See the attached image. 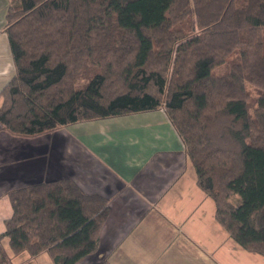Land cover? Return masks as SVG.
I'll return each mask as SVG.
<instances>
[{"label": "trees", "instance_id": "1", "mask_svg": "<svg viewBox=\"0 0 264 264\" xmlns=\"http://www.w3.org/2000/svg\"><path fill=\"white\" fill-rule=\"evenodd\" d=\"M6 18L7 129L35 135L165 107L217 220L264 255V0H9ZM8 195L0 264H14L6 236L15 253L46 251L55 264L97 251L108 197L72 177Z\"/></svg>", "mask_w": 264, "mask_h": 264}, {"label": "crops", "instance_id": "2", "mask_svg": "<svg viewBox=\"0 0 264 264\" xmlns=\"http://www.w3.org/2000/svg\"><path fill=\"white\" fill-rule=\"evenodd\" d=\"M8 5L0 0V91L16 72L4 26ZM190 167L165 108L78 121L35 135L13 133L0 122V231L13 214L10 190L72 177L84 191L110 201L97 251L77 264H230L233 259L221 249L230 234Z\"/></svg>", "mask_w": 264, "mask_h": 264}, {"label": "rangeland", "instance_id": "3", "mask_svg": "<svg viewBox=\"0 0 264 264\" xmlns=\"http://www.w3.org/2000/svg\"><path fill=\"white\" fill-rule=\"evenodd\" d=\"M6 23L7 22L4 21V26ZM249 86L251 87L252 85L249 84ZM252 92L254 95L253 99L255 101L257 98L258 91L257 89L253 88ZM192 165L194 166L193 163ZM190 168H193L194 172H196L195 167H190ZM231 199L238 204L241 203L242 201V197L239 193L232 195ZM3 231H0V233ZM229 238L230 241L227 238L225 242H223L221 249L226 248L223 251L226 256L225 257L226 259H233V261L230 264H264V256L262 254L254 251H249L244 247H242L240 244H238L231 236H229ZM3 245L7 250V252L12 256V261L14 264H55L48 252L43 253V255H36V256H31L27 250L19 254L15 253L11 248L9 238L7 236L4 237L3 239ZM234 247L239 248L240 250L239 253L243 255L242 258L239 257V254L235 250L236 248L234 249ZM44 256H46V258ZM225 263L229 264L227 260H225Z\"/></svg>", "mask_w": 264, "mask_h": 264}]
</instances>
